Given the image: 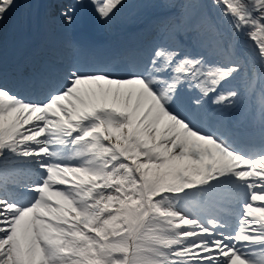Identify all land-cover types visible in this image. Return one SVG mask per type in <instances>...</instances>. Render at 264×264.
<instances>
[{
	"label": "snow or ice",
	"instance_id": "6c2138e0",
	"mask_svg": "<svg viewBox=\"0 0 264 264\" xmlns=\"http://www.w3.org/2000/svg\"><path fill=\"white\" fill-rule=\"evenodd\" d=\"M89 3L112 26L132 0L20 5L39 46L0 38V264H264V0H153L130 42L75 34Z\"/></svg>",
	"mask_w": 264,
	"mask_h": 264
}]
</instances>
